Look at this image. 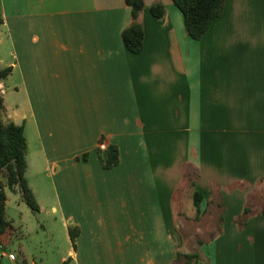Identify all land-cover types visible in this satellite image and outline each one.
Segmentation results:
<instances>
[{
    "label": "crops",
    "instance_id": "crops-1",
    "mask_svg": "<svg viewBox=\"0 0 264 264\" xmlns=\"http://www.w3.org/2000/svg\"><path fill=\"white\" fill-rule=\"evenodd\" d=\"M143 1L134 19L127 0H0V24L22 31L8 65L24 133L57 177L60 263L264 264V0H225L198 39L173 0ZM134 22L140 53L122 38Z\"/></svg>",
    "mask_w": 264,
    "mask_h": 264
},
{
    "label": "rangeland",
    "instance_id": "rangeland-1",
    "mask_svg": "<svg viewBox=\"0 0 264 264\" xmlns=\"http://www.w3.org/2000/svg\"><path fill=\"white\" fill-rule=\"evenodd\" d=\"M19 26L15 28L12 24L3 26L0 24V69L6 68L12 60L11 52L20 53V42L22 31L20 21ZM20 56V54H18ZM12 66V65H11ZM4 80L3 92L0 97L3 98L5 109L0 111V117L4 123L10 122V116L20 125L24 123L26 117L24 113L28 112L27 96L21 90V71L18 68L9 77ZM26 152H25V179L33 191L34 195L44 204L42 212L34 211L27 201L23 198L19 189L5 187L6 192V217L11 226L6 230L3 240L11 239L8 252H14L17 260L25 257L28 263L35 261L41 264L42 261L48 264H61L60 256L69 245L66 237V231L59 221V203L54 196L53 185L57 183V177L53 172L46 169L44 162L38 160V154L41 151L40 144L29 134L27 129ZM6 182L4 177L0 176V183ZM37 200V199H36ZM38 203V202H37ZM52 206H56L57 213L52 212ZM2 236V235H1ZM0 243L1 237H0ZM70 257V256H69ZM69 259V258H68ZM195 260H191L193 264ZM69 263V262H68ZM67 263V264H68ZM0 264H13L0 257ZM73 264V263H69Z\"/></svg>",
    "mask_w": 264,
    "mask_h": 264
},
{
    "label": "trees",
    "instance_id": "trees-1",
    "mask_svg": "<svg viewBox=\"0 0 264 264\" xmlns=\"http://www.w3.org/2000/svg\"><path fill=\"white\" fill-rule=\"evenodd\" d=\"M173 2L184 16L185 28L189 36L198 39L222 15L225 0H173ZM127 4L132 8L134 19L145 7L143 0H127ZM150 12L155 18L159 19L163 17L165 7L161 3H155L150 7ZM144 37L143 26L136 22L122 33L123 42L132 53H140L143 50ZM11 72L12 66L0 69V80L8 77ZM4 109L3 98L0 97V111ZM24 130L23 124L19 125L12 121L4 123L0 117V176L2 175L6 181L3 184L0 183V237L11 226L6 217L7 197L5 187L19 189L31 208L34 211L40 210L36 197L24 176L27 146ZM97 152L104 168L110 169L118 165L119 150L116 145L111 144L104 149L99 148ZM69 234L75 247L80 230L78 227H70Z\"/></svg>",
    "mask_w": 264,
    "mask_h": 264
},
{
    "label": "built area",
    "instance_id": "built-area-1",
    "mask_svg": "<svg viewBox=\"0 0 264 264\" xmlns=\"http://www.w3.org/2000/svg\"><path fill=\"white\" fill-rule=\"evenodd\" d=\"M104 148V145H101ZM0 257H7L10 261L15 262L17 255L14 252H8L4 244H0Z\"/></svg>",
    "mask_w": 264,
    "mask_h": 264
}]
</instances>
